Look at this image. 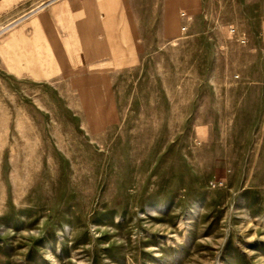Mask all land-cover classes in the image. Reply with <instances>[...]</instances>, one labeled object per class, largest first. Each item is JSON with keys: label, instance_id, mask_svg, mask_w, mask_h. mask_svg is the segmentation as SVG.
Wrapping results in <instances>:
<instances>
[{"label": "rangeland", "instance_id": "rangeland-1", "mask_svg": "<svg viewBox=\"0 0 264 264\" xmlns=\"http://www.w3.org/2000/svg\"><path fill=\"white\" fill-rule=\"evenodd\" d=\"M44 1L0 0V264H264V0L33 81L7 35Z\"/></svg>", "mask_w": 264, "mask_h": 264}, {"label": "crops", "instance_id": "crops-1", "mask_svg": "<svg viewBox=\"0 0 264 264\" xmlns=\"http://www.w3.org/2000/svg\"><path fill=\"white\" fill-rule=\"evenodd\" d=\"M202 6V0H45L7 35L21 49L22 64L13 70L40 81L77 70L79 62L86 70L140 62L147 41L162 30L179 33Z\"/></svg>", "mask_w": 264, "mask_h": 264}, {"label": "built area", "instance_id": "built-area-1", "mask_svg": "<svg viewBox=\"0 0 264 264\" xmlns=\"http://www.w3.org/2000/svg\"><path fill=\"white\" fill-rule=\"evenodd\" d=\"M232 31H235V29H232ZM242 41L244 42V41H245V39L243 38V39H242Z\"/></svg>", "mask_w": 264, "mask_h": 264}]
</instances>
